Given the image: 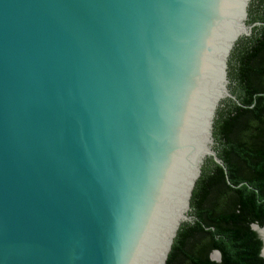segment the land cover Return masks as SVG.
I'll list each match as a JSON object with an SVG mask.
<instances>
[{
    "label": "water",
    "instance_id": "95a60500",
    "mask_svg": "<svg viewBox=\"0 0 264 264\" xmlns=\"http://www.w3.org/2000/svg\"><path fill=\"white\" fill-rule=\"evenodd\" d=\"M250 2L0 0V264H166Z\"/></svg>",
    "mask_w": 264,
    "mask_h": 264
},
{
    "label": "trees",
    "instance_id": "16d2710c",
    "mask_svg": "<svg viewBox=\"0 0 264 264\" xmlns=\"http://www.w3.org/2000/svg\"><path fill=\"white\" fill-rule=\"evenodd\" d=\"M261 22L242 37L229 58L231 91L213 124L214 148L190 198L193 222H183L166 264H264L252 223L264 225V0H252L248 22ZM212 250L220 260L211 259Z\"/></svg>",
    "mask_w": 264,
    "mask_h": 264
},
{
    "label": "bare ground",
    "instance_id": "6f19581e",
    "mask_svg": "<svg viewBox=\"0 0 264 264\" xmlns=\"http://www.w3.org/2000/svg\"><path fill=\"white\" fill-rule=\"evenodd\" d=\"M259 231H260L261 235H262V236H263V238H264V227H262V228H259Z\"/></svg>",
    "mask_w": 264,
    "mask_h": 264
},
{
    "label": "rangeland",
    "instance_id": "374dc122",
    "mask_svg": "<svg viewBox=\"0 0 264 264\" xmlns=\"http://www.w3.org/2000/svg\"><path fill=\"white\" fill-rule=\"evenodd\" d=\"M252 1V0H251ZM250 4H251V2H250ZM249 8H250V6H249Z\"/></svg>",
    "mask_w": 264,
    "mask_h": 264
},
{
    "label": "flooded vegetation",
    "instance_id": "af4514ba",
    "mask_svg": "<svg viewBox=\"0 0 264 264\" xmlns=\"http://www.w3.org/2000/svg\"><path fill=\"white\" fill-rule=\"evenodd\" d=\"M209 256H210V254H209Z\"/></svg>",
    "mask_w": 264,
    "mask_h": 264
}]
</instances>
